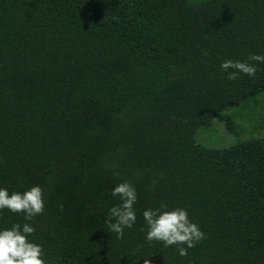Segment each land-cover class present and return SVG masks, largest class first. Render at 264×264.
Segmentation results:
<instances>
[{
  "label": "trees",
  "instance_id": "trees-1",
  "mask_svg": "<svg viewBox=\"0 0 264 264\" xmlns=\"http://www.w3.org/2000/svg\"><path fill=\"white\" fill-rule=\"evenodd\" d=\"M155 71L137 83L130 59ZM264 0H0V188L44 190L31 223L46 264H264V136L196 143L212 116L264 93ZM254 64L227 79L226 61ZM227 130L236 136L231 122ZM137 192L123 239L111 195ZM187 210L206 239L181 257L143 212ZM186 247V246H185Z\"/></svg>",
  "mask_w": 264,
  "mask_h": 264
},
{
  "label": "clouds",
  "instance_id": "clouds-1",
  "mask_svg": "<svg viewBox=\"0 0 264 264\" xmlns=\"http://www.w3.org/2000/svg\"><path fill=\"white\" fill-rule=\"evenodd\" d=\"M248 60L264 63V55L253 54ZM220 67L225 72L232 70L227 77L230 81L239 79V73L254 78L258 71L254 64L232 60L224 61ZM111 195L118 197L121 203L109 210L105 224L108 231L116 234L117 239H123L125 229L133 228L137 221L134 205L138 202V195L135 187L127 181L116 186ZM166 207L162 203L157 209L143 212L148 228L146 240L149 243L163 242L165 247L175 246L179 255L186 257L188 249L201 243L206 235L191 221L187 210L176 208L168 211ZM45 208L44 190L40 186H33L23 193L11 194L7 189L0 188V214L9 210L31 222L35 217L44 215ZM34 233L35 227L27 222L23 226L15 224L10 229L0 231V264H46L43 247L29 239Z\"/></svg>",
  "mask_w": 264,
  "mask_h": 264
},
{
  "label": "rangeland",
  "instance_id": "rangeland-1",
  "mask_svg": "<svg viewBox=\"0 0 264 264\" xmlns=\"http://www.w3.org/2000/svg\"><path fill=\"white\" fill-rule=\"evenodd\" d=\"M128 69L135 82L146 80L155 71L149 51L145 49L133 56L128 62ZM227 122L232 123L236 136L227 130ZM251 135L264 136V93L255 101L242 102L212 116L198 130L195 140L202 146L226 148L232 145L236 138L245 139Z\"/></svg>",
  "mask_w": 264,
  "mask_h": 264
}]
</instances>
